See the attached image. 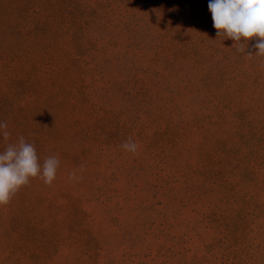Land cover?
Instances as JSON below:
<instances>
[{"label": "rangeland", "instance_id": "1", "mask_svg": "<svg viewBox=\"0 0 264 264\" xmlns=\"http://www.w3.org/2000/svg\"><path fill=\"white\" fill-rule=\"evenodd\" d=\"M208 2L0 0V152L60 161L0 206V264H264V57Z\"/></svg>", "mask_w": 264, "mask_h": 264}, {"label": "clouds", "instance_id": "2", "mask_svg": "<svg viewBox=\"0 0 264 264\" xmlns=\"http://www.w3.org/2000/svg\"><path fill=\"white\" fill-rule=\"evenodd\" d=\"M207 7L217 36L230 38L235 45H243L237 48L239 52H245L248 40L255 37V54L264 57V0H209ZM247 54L251 59L252 52ZM7 128V123L0 121V136L5 141L10 138ZM137 147L131 138L121 144L122 149L132 153ZM59 163L56 156H49L41 164L34 144L26 142L23 136L18 138V143L7 144L0 152V206L8 204L33 178L51 185ZM69 178L78 180L80 177L72 174Z\"/></svg>", "mask_w": 264, "mask_h": 264}]
</instances>
